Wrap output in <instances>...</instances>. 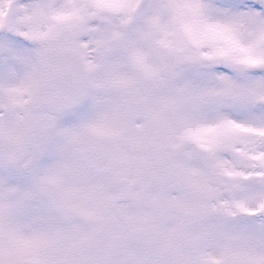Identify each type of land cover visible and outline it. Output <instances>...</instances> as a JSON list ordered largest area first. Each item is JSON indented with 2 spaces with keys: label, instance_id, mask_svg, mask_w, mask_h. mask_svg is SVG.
I'll return each mask as SVG.
<instances>
[{
  "label": "snow or ice",
  "instance_id": "snow-or-ice-1",
  "mask_svg": "<svg viewBox=\"0 0 264 264\" xmlns=\"http://www.w3.org/2000/svg\"><path fill=\"white\" fill-rule=\"evenodd\" d=\"M0 147V264H140L81 251L118 171L145 264H264V0H0Z\"/></svg>",
  "mask_w": 264,
  "mask_h": 264
},
{
  "label": "rangeland",
  "instance_id": "rangeland-1",
  "mask_svg": "<svg viewBox=\"0 0 264 264\" xmlns=\"http://www.w3.org/2000/svg\"><path fill=\"white\" fill-rule=\"evenodd\" d=\"M2 150V147H0V152ZM120 151L129 158L137 154L135 145L131 143L122 145ZM112 167V163L109 162L105 169H111ZM6 174L14 175L15 170H6L3 165H0V178ZM116 175L122 178V186H120L117 180H112L104 184V191L113 198V221L111 227L105 226L98 228V235L93 239L92 246L88 249L81 250L82 254L93 258L96 257L94 245L102 230L105 229L114 241V247L107 256L118 255L125 258H136L140 261V264H145L146 261L153 260L155 257L163 256L169 245L167 237L171 228L170 216L163 213L150 214V210L145 206L144 201L139 196L136 199H129L128 189H134L137 193H139L140 189L135 184L131 175L119 171ZM123 206L128 208L130 217L136 216L146 220V222L135 225L133 235L124 232L119 220L114 215V210Z\"/></svg>",
  "mask_w": 264,
  "mask_h": 264
},
{
  "label": "water",
  "instance_id": "water-1",
  "mask_svg": "<svg viewBox=\"0 0 264 264\" xmlns=\"http://www.w3.org/2000/svg\"><path fill=\"white\" fill-rule=\"evenodd\" d=\"M105 160L101 162V166L104 164Z\"/></svg>",
  "mask_w": 264,
  "mask_h": 264
}]
</instances>
